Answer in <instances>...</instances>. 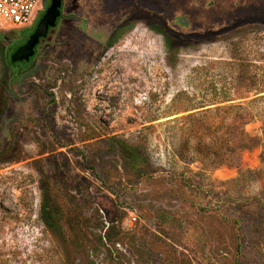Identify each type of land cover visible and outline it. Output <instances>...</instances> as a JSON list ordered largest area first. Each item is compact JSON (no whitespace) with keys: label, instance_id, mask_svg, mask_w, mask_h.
Wrapping results in <instances>:
<instances>
[{"label":"rangeland","instance_id":"374dc122","mask_svg":"<svg viewBox=\"0 0 264 264\" xmlns=\"http://www.w3.org/2000/svg\"><path fill=\"white\" fill-rule=\"evenodd\" d=\"M60 10L9 89L30 24L0 30V264H264V0ZM238 117L258 144L214 167L189 124Z\"/></svg>","mask_w":264,"mask_h":264},{"label":"trees","instance_id":"16d2710c","mask_svg":"<svg viewBox=\"0 0 264 264\" xmlns=\"http://www.w3.org/2000/svg\"><path fill=\"white\" fill-rule=\"evenodd\" d=\"M232 107V105L216 106L213 111L215 113L217 111L227 112ZM245 123L246 121L240 117L233 119L231 122H227L222 118L214 121L201 119L193 124H189V130L197 140V147L205 155L212 158L214 167L221 165L231 167L238 163L240 153L243 150L251 149L258 144V138L249 135L244 130ZM135 156L133 155L132 160L137 162L135 163V166H137L139 160H135ZM54 210L48 209L41 214L42 219L50 228H54L56 225L53 222L55 216Z\"/></svg>","mask_w":264,"mask_h":264},{"label":"flooded vegetation","instance_id":"af4514ba","mask_svg":"<svg viewBox=\"0 0 264 264\" xmlns=\"http://www.w3.org/2000/svg\"><path fill=\"white\" fill-rule=\"evenodd\" d=\"M50 3L51 0H45L41 14H39V16L35 21H33L31 24L29 23L30 25L25 27L23 33L18 38L12 40L10 39L9 35L7 36L6 39L8 40L6 42L8 43L7 44L5 43L6 46H4L5 48L2 49V54L4 56V63L7 69L4 88L9 89L10 87H12L11 85L12 81L18 80L24 75L36 70L38 66V57L41 56V52L37 51V47L41 42V40L47 36L49 29L55 27L57 25V21L59 17L62 16L60 10L62 5V0L59 6V14L56 16L54 20V24L48 27L45 35L39 37L38 42L33 47V51H32L33 53L31 55L29 54V56H24L23 58H20L19 56V58H17L16 60H12V54L15 52L16 49H18V47L23 46L27 42L29 36L35 30L37 23L39 22L41 16L44 14L46 8L50 5Z\"/></svg>","mask_w":264,"mask_h":264},{"label":"built area","instance_id":"2783aa9c","mask_svg":"<svg viewBox=\"0 0 264 264\" xmlns=\"http://www.w3.org/2000/svg\"><path fill=\"white\" fill-rule=\"evenodd\" d=\"M40 0H0V30L30 23Z\"/></svg>","mask_w":264,"mask_h":264},{"label":"water","instance_id":"95a60500","mask_svg":"<svg viewBox=\"0 0 264 264\" xmlns=\"http://www.w3.org/2000/svg\"><path fill=\"white\" fill-rule=\"evenodd\" d=\"M60 2L61 0H51L50 5L41 16L35 30L29 36L27 42L23 46L18 47V49L12 54V60H16L19 56L20 58H23L24 56H29V54L31 55L33 53V47L38 42L39 37L45 35L48 27L54 24V20L59 14Z\"/></svg>","mask_w":264,"mask_h":264}]
</instances>
